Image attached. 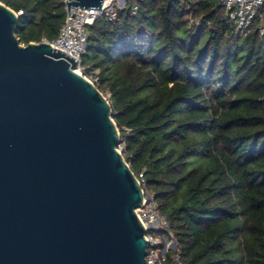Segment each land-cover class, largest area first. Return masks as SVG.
<instances>
[{"label":"trees","instance_id":"trees-1","mask_svg":"<svg viewBox=\"0 0 264 264\" xmlns=\"http://www.w3.org/2000/svg\"><path fill=\"white\" fill-rule=\"evenodd\" d=\"M0 1L21 11L22 44L55 39L67 14L65 0ZM87 32L83 63L110 92L126 161L168 217L174 264H264L258 21L240 36L219 0H132Z\"/></svg>","mask_w":264,"mask_h":264},{"label":"water","instance_id":"water-1","mask_svg":"<svg viewBox=\"0 0 264 264\" xmlns=\"http://www.w3.org/2000/svg\"><path fill=\"white\" fill-rule=\"evenodd\" d=\"M19 18L0 1V264H148L110 99L52 43H20Z\"/></svg>","mask_w":264,"mask_h":264},{"label":"built area","instance_id":"built-area-1","mask_svg":"<svg viewBox=\"0 0 264 264\" xmlns=\"http://www.w3.org/2000/svg\"><path fill=\"white\" fill-rule=\"evenodd\" d=\"M127 2L128 0H122L121 2L103 0L100 9L84 10V8L72 7L69 12L67 10L59 35L53 40L44 39V41L52 43L53 46L78 61L76 70L99 87L98 71H88L83 63V57L88 49L87 26L93 24L98 17H105L110 21L115 20L119 10L125 8ZM219 2L233 22L236 35H247L257 21L258 30L260 34L264 35V0H219ZM132 10L134 13L138 12L137 3H134ZM17 13L20 14L21 11ZM124 129L128 130L127 127H124ZM124 147L125 142L121 141L118 150L123 152ZM138 178L145 193L144 202L142 206L137 208V213L147 229L146 258L148 264H174V262H179L178 240L169 229L168 217L160 210L155 194L146 188L143 173H140Z\"/></svg>","mask_w":264,"mask_h":264},{"label":"rangeland","instance_id":"rangeland-1","mask_svg":"<svg viewBox=\"0 0 264 264\" xmlns=\"http://www.w3.org/2000/svg\"><path fill=\"white\" fill-rule=\"evenodd\" d=\"M118 2H121L122 0H117ZM132 2V0H128V3H131ZM263 11H264V7H263ZM84 65L85 66H87V64L86 63H84ZM105 93V95L109 98L110 97V92L109 91H105L104 92Z\"/></svg>","mask_w":264,"mask_h":264}]
</instances>
